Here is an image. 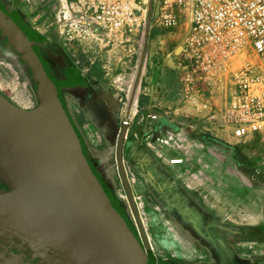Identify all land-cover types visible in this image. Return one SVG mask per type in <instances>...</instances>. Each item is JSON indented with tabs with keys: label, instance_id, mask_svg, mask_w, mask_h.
I'll use <instances>...</instances> for the list:
<instances>
[{
	"label": "crops",
	"instance_id": "obj_1",
	"mask_svg": "<svg viewBox=\"0 0 264 264\" xmlns=\"http://www.w3.org/2000/svg\"><path fill=\"white\" fill-rule=\"evenodd\" d=\"M18 8L33 23L40 19ZM163 15L161 8L153 15L146 60L130 111L143 50L142 29L129 27L124 38L110 43L92 37L62 41L65 48L59 47L71 62L70 68L80 73L84 82L65 87L79 92H70V98L61 92L92 160L112 190V185H123L117 149L123 121L129 120L123 163L143 226L148 220L156 223L151 227L164 232L167 221L177 238L164 234L165 251L161 252L174 259L170 252L186 248L196 254L181 257L188 262L198 258L196 243L200 242L187 236L182 218L218 242L226 236L221 233L224 227L230 232L234 226L233 230L241 233H264V132L259 138L235 135L226 117L228 99L219 103L213 82L189 75L179 66L178 55L190 29L184 11L179 12L174 29L163 25ZM94 61L99 63L96 69L90 64ZM64 76L66 79V72ZM230 82L229 94L233 79ZM253 141V161L259 173L256 180L249 174V154L238 151ZM150 247L157 261L168 260L159 258L162 254ZM249 248L264 264V237Z\"/></svg>",
	"mask_w": 264,
	"mask_h": 264
},
{
	"label": "water",
	"instance_id": "obj_2",
	"mask_svg": "<svg viewBox=\"0 0 264 264\" xmlns=\"http://www.w3.org/2000/svg\"><path fill=\"white\" fill-rule=\"evenodd\" d=\"M153 6L149 0L129 111L146 60ZM0 36L22 53L21 62L37 81L39 101L32 109L22 108L0 91V170L13 186L12 192L0 190V264H168L158 263L151 250L126 176L127 127L119 136L117 158L141 237L103 180L64 102L62 89L83 83V77L65 67L66 79H56L38 48L46 36L1 3Z\"/></svg>",
	"mask_w": 264,
	"mask_h": 264
},
{
	"label": "built area",
	"instance_id": "obj_3",
	"mask_svg": "<svg viewBox=\"0 0 264 264\" xmlns=\"http://www.w3.org/2000/svg\"><path fill=\"white\" fill-rule=\"evenodd\" d=\"M21 1L25 11L40 17L34 25L45 36L49 33L64 42L92 37L110 43L124 38L129 27H144L149 0ZM161 6L167 29L177 27L180 11L191 13L178 55L180 68L189 75L219 80L229 62L247 48L264 57V0H162ZM226 113L237 137L263 134L264 75L258 68L245 65L234 76ZM123 124L128 126L129 120Z\"/></svg>",
	"mask_w": 264,
	"mask_h": 264
},
{
	"label": "rangeland",
	"instance_id": "obj_4",
	"mask_svg": "<svg viewBox=\"0 0 264 264\" xmlns=\"http://www.w3.org/2000/svg\"><path fill=\"white\" fill-rule=\"evenodd\" d=\"M21 2H22L21 0H16V4L18 7H22ZM161 5H162V0H154L153 15L156 9H159L162 7ZM147 7H149V1H148ZM168 7L169 6H167V8ZM147 13H148V8H147ZM147 13L145 17L144 27L141 30L142 31L141 34L143 35V37L145 35V25L147 21ZM31 16L34 17V15H31ZM185 16H186L187 21L190 22L191 13L188 9L184 10V18ZM39 31L41 32V30ZM47 37L55 45L65 48V45L63 44L64 41L62 42L58 39H55L52 36V34H49V33H47ZM19 63L23 64L21 60ZM19 63L15 59L7 56L5 51L0 50V91L15 104L26 107L27 109H32L35 106H37L39 103L37 95H36L37 85L33 81L31 73L24 74L21 71V69L18 66ZM90 64L94 65V68L96 69L99 63L97 61H94L93 63L91 62ZM245 65H251L255 67L256 69L258 68L261 71L262 75H264V57L259 56L252 48H247V49L242 50L229 62L227 73L225 74L224 77H222L219 80L216 79L215 81L210 80V82H213L212 85L215 86L216 93H214V95H216L219 103H222L223 100L225 101L227 99L229 101V98L231 96V93L229 94V90H230L229 82L232 81V79L237 74V72ZM232 85H233V82H232ZM207 96H208V93H207ZM222 104H224V102ZM223 111L224 110H222V112ZM217 113H221V112H217ZM255 145L256 143L255 141H253L247 144L246 146H243L238 149L239 152H245L246 154L247 153L249 154L247 155L248 156L247 166L249 167L248 170H249L250 177H254V180H256L257 176H259L258 166L255 163V161H253V158L255 157V149H254ZM112 186H113L112 187L113 192L119 198L121 205L125 208L130 220L132 221L133 225L135 226L139 234L138 224H137L135 215L133 213L131 204L129 202L128 196L126 194V191L123 185L121 187V185L119 184V188H117V184L112 185ZM155 224L156 223L149 222L148 220H144L146 234L149 238L152 249H154L155 252H157L158 254H162L160 255L159 258L168 259L169 254L166 255L164 252H161L164 250L162 246L163 242H161L162 236H164L165 234L168 236V238L172 239V238H177V235H175L174 230L171 227H169L170 224L167 221L164 222L165 224L164 232L158 231V228L156 227H151V225H155ZM166 227L168 228L167 230H166ZM230 228L233 229L232 226H230ZM244 235H247V233ZM241 241H243L242 245L244 246V249L246 250L248 254H253V255L256 254V251L252 252L253 249L251 250L249 248V246L251 245L252 246L256 245V242H257L256 240H252V239L249 240L245 238H243L242 240L241 238ZM185 250L187 249L182 248V251H179V252L172 251L170 252V254L175 255L174 260H177V261H182L181 257L187 259V258L194 257L196 255L195 253L188 252V250L187 251Z\"/></svg>",
	"mask_w": 264,
	"mask_h": 264
},
{
	"label": "flooded vegetation",
	"instance_id": "obj_5",
	"mask_svg": "<svg viewBox=\"0 0 264 264\" xmlns=\"http://www.w3.org/2000/svg\"><path fill=\"white\" fill-rule=\"evenodd\" d=\"M0 3L3 4L5 10L10 15L19 16L23 20L24 23L30 25L33 29L37 30L36 26L32 22V19L26 15L24 11L18 8L15 0H0ZM35 46V44H33ZM42 56L49 63L55 77L58 80L65 79V67H71V62L64 54L63 50L51 42L46 36V41L38 46ZM0 50L5 51L6 55L15 59L18 63L21 60L22 53L16 51L13 47L9 46L6 43V39L0 36ZM56 51L60 52L63 57L56 53ZM19 68L24 74H32L31 69L26 64H20ZM35 84L37 81L33 79ZM64 96L71 97V93L79 94L78 90L74 91V89L64 88L63 90ZM80 91V90H79ZM71 92V93H70ZM66 97V99H67ZM0 190L12 192L13 186L7 179L6 175L0 170ZM181 223L184 224L187 229V236L191 240L199 241L197 244V249L199 251L198 258L191 261H177L174 259L168 260H158V263L166 262L168 264H263L262 259L257 254H248L242 245L243 241H237L238 237L243 236L245 232H240L236 230H228L226 227L221 231V233L225 234L223 240L218 242L216 240H212L213 238L204 231L198 229H194L190 224V221L181 219ZM189 225H191L189 227ZM209 229V228H208ZM205 235H202L203 233ZM232 234V235H230ZM140 235V234H139ZM141 237V235H140Z\"/></svg>",
	"mask_w": 264,
	"mask_h": 264
},
{
	"label": "trees",
	"instance_id": "obj_6",
	"mask_svg": "<svg viewBox=\"0 0 264 264\" xmlns=\"http://www.w3.org/2000/svg\"><path fill=\"white\" fill-rule=\"evenodd\" d=\"M263 237H264V233H262V232L261 233H257L254 230L253 231L252 230H249L248 233H247V235H243V238H245V239H249V240L252 239V240H256V241L262 240Z\"/></svg>",
	"mask_w": 264,
	"mask_h": 264
}]
</instances>
